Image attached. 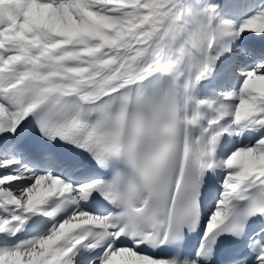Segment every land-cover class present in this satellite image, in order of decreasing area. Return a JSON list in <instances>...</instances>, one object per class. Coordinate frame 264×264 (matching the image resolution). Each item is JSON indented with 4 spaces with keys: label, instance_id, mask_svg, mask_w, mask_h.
I'll return each mask as SVG.
<instances>
[{
    "label": "snow or ice",
    "instance_id": "snow-or-ice-1",
    "mask_svg": "<svg viewBox=\"0 0 264 264\" xmlns=\"http://www.w3.org/2000/svg\"><path fill=\"white\" fill-rule=\"evenodd\" d=\"M0 264H264V0H0Z\"/></svg>",
    "mask_w": 264,
    "mask_h": 264
}]
</instances>
